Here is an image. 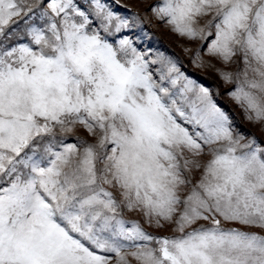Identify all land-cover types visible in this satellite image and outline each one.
I'll list each match as a JSON object with an SVG mask.
<instances>
[{
  "label": "snow or ice",
  "instance_id": "6c2138e0",
  "mask_svg": "<svg viewBox=\"0 0 264 264\" xmlns=\"http://www.w3.org/2000/svg\"><path fill=\"white\" fill-rule=\"evenodd\" d=\"M148 10L264 129V0ZM131 20L102 0H0V264H264V140L118 36Z\"/></svg>",
  "mask_w": 264,
  "mask_h": 264
},
{
  "label": "rangeland",
  "instance_id": "374dc122",
  "mask_svg": "<svg viewBox=\"0 0 264 264\" xmlns=\"http://www.w3.org/2000/svg\"><path fill=\"white\" fill-rule=\"evenodd\" d=\"M83 5H87L89 0H79ZM107 3L114 12L130 18L135 14H139L141 23L130 29H125L119 35L131 36L136 45L141 50L151 49L153 52H160L166 56L176 60L181 66V70L189 75L192 79H195L198 83L208 87L214 93V99L217 104L229 114L233 121V125L236 131L245 135L246 138L257 137L260 140H264V129L259 124H255L249 121L241 108L233 101L229 96V90L234 85L226 84L219 76V74L211 69L197 67L191 62V56L185 53L186 47L192 48L196 45L189 42L185 37H181L178 34L171 31L165 23L156 20L153 14L148 10L150 6L158 2V0H102ZM85 10H90L85 8ZM15 27V25H13ZM23 28L21 23L20 31ZM23 33L21 32V36ZM21 42H27L26 38ZM78 135H84L83 132ZM68 142H74L69 140ZM207 159V157L205 158ZM128 219H139L135 214H127ZM142 225L147 231L158 236L173 235L172 230L169 227L157 229L144 224ZM254 231H260L254 229ZM264 234V233H261Z\"/></svg>",
  "mask_w": 264,
  "mask_h": 264
}]
</instances>
